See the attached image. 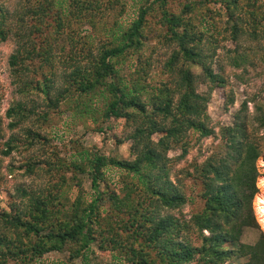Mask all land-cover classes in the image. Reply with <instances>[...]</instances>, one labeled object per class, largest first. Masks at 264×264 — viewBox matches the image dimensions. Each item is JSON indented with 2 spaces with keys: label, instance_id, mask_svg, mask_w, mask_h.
Here are the masks:
<instances>
[{
  "label": "trees",
  "instance_id": "trees-1",
  "mask_svg": "<svg viewBox=\"0 0 264 264\" xmlns=\"http://www.w3.org/2000/svg\"><path fill=\"white\" fill-rule=\"evenodd\" d=\"M8 1L0 0V42L12 34L17 37L9 64L16 73L40 74L41 79L26 84L43 95L46 110L36 100L29 107L17 101L7 115H35L44 124L50 121V110L62 104L74 113L89 114L96 109L88 101L99 94L104 99L99 111L103 121L123 119L132 158L82 150L69 163L56 154V163L43 160L49 176L62 168L86 173L93 192L86 199L81 190L65 208L62 183L37 190L16 188L19 200L0 208V264L44 262L47 253L66 249L70 259H87L92 244L121 264H236V259H243L237 264H264V232L252 244L242 241L245 227L259 228L252 203L261 149L241 118L220 128L222 149L193 164V172L182 170L200 186L202 208L189 218L173 213L187 202L181 170L175 174L174 167L192 148L193 134L197 139L215 135L207 105L211 90L226 82L203 53L205 34L199 26L223 20L237 40L241 33L264 28V0H139L130 24L95 49L86 40L77 48L71 22L94 25L103 0H18L14 11ZM152 20L157 35L173 45L164 61L168 78L155 87L146 82L148 61L142 58ZM68 32L69 68L58 87L54 65L65 57L57 50L65 47ZM132 55L136 62L125 80L120 66ZM34 57L38 65L32 63ZM231 60L238 67L246 57L237 53ZM200 83L207 84L208 91H200ZM261 124L264 127V114ZM27 131L31 142L39 139L37 131ZM16 141L12 137L4 142L3 153L9 154ZM175 148L180 154L170 156ZM33 163L29 160L27 167L34 170ZM108 170H115L113 178Z\"/></svg>",
  "mask_w": 264,
  "mask_h": 264
},
{
  "label": "rangeland",
  "instance_id": "rangeland-1",
  "mask_svg": "<svg viewBox=\"0 0 264 264\" xmlns=\"http://www.w3.org/2000/svg\"><path fill=\"white\" fill-rule=\"evenodd\" d=\"M19 2L9 0L7 5L10 11H14ZM139 3V0H103V10L99 17L95 18L94 25L85 20L80 24V19H74L71 25L75 33L74 41L76 44L78 42L77 48L83 40L91 43L93 49L102 42L111 41L115 34L126 28L136 17ZM151 23L153 25V20ZM244 26L250 29L249 24L244 23ZM150 28L147 32L142 58L148 61L146 82L150 84V87H155L168 78L164 61L169 56L173 45L157 35L154 25ZM199 28L205 34L201 43L203 53L209 56L208 60L214 71H220L226 82L223 87H215L211 90L207 105L210 125L215 135L197 139V135L193 134L192 148L174 167L175 174L181 170L179 176L184 185L187 202L180 210H175L173 213L175 215L182 213L185 218H189L191 214L202 208L200 186L195 180L186 179L182 170L186 168L193 172V164L201 163L213 151L217 152L222 149L220 128L232 125L241 118L245 122L248 134L261 149V155L256 161L259 172L256 180L258 191L252 203L259 228L245 227L242 234V241L252 244L257 240L260 231L264 232L255 207V196H264V183L262 182V177H264V127L261 124L264 114V28L258 27L253 33L249 31L241 33L237 40L233 39L223 20L216 23L208 21ZM68 34V38L65 36L68 41L66 39L63 50H57L58 54L65 55V57H61L60 61L56 59L57 62L54 65L58 87L62 85L64 71L69 68L66 65V58L70 49L71 32ZM16 47L17 37L13 34L7 40L0 42V208H6L9 200L17 198L15 190L18 187L37 190L43 186L51 188L53 184L58 183L64 184L61 188L63 193L61 200L65 203V208H68L81 190L86 199L90 198L93 191L89 177L86 173H79L73 168L55 169L49 176L43 160H52L56 163V154L60 161L69 163L75 154L77 158L78 152L82 150L98 151L105 156H115L120 159H131L130 141L125 139L127 129L123 119L110 118L103 121L99 111L104 99L99 94L88 101L92 108L96 109L89 114L74 113L68 105L62 104L59 106L60 109L50 110V121L44 124L36 119L35 115H30L25 119H14L8 116L7 110L17 101H24L29 107L36 100L40 109L46 110L42 100L43 95L26 84L31 78L41 79L40 74L27 71L16 73L9 64L10 55L15 52ZM237 53L246 57V61L238 67L234 66L231 60ZM33 60L32 63L38 65V58L34 57ZM135 62L136 57L132 55L121 64L120 75L123 79L128 80ZM192 70L195 73H201L199 67H192ZM199 90L208 91L207 84L200 83ZM229 99L232 102H229ZM11 121L18 122L17 126H9ZM32 129L37 131L40 137L32 139L33 144H30L32 142L27 130ZM12 137L17 140L16 146L9 154H4L2 151L6 149L4 142ZM153 138H156V135ZM180 152L179 148H175L169 152V155L176 156ZM29 160H34V170L27 167ZM107 172L111 178L115 176V170ZM113 180L116 178L114 177ZM76 182H80V186H76ZM192 242L198 243L194 235ZM43 260L44 262L34 264H49L50 262L53 264H121L110 253L99 251L94 244L91 245L87 259H70L69 251L66 249L62 252L51 251L44 256ZM242 260L236 259V264ZM8 264L15 263L10 261Z\"/></svg>",
  "mask_w": 264,
  "mask_h": 264
},
{
  "label": "bare ground",
  "instance_id": "bare-ground-1",
  "mask_svg": "<svg viewBox=\"0 0 264 264\" xmlns=\"http://www.w3.org/2000/svg\"><path fill=\"white\" fill-rule=\"evenodd\" d=\"M262 182L264 183V177H262ZM255 197H256L255 207L257 210V215H258L261 227L264 229V196L263 195H257Z\"/></svg>",
  "mask_w": 264,
  "mask_h": 264
}]
</instances>
